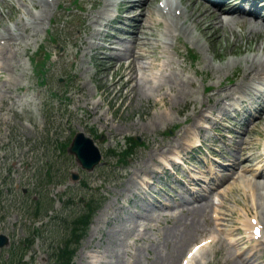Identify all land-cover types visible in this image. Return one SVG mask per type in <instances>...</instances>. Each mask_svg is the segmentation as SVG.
I'll use <instances>...</instances> for the list:
<instances>
[{
    "label": "rangeland",
    "instance_id": "374dc122",
    "mask_svg": "<svg viewBox=\"0 0 264 264\" xmlns=\"http://www.w3.org/2000/svg\"><path fill=\"white\" fill-rule=\"evenodd\" d=\"M191 1L195 3V11L188 12L192 19L198 15L200 6L196 0ZM154 2L158 6L156 0H151L148 4L151 9ZM73 3L74 0H58L52 7L53 14H47L41 25L29 20L26 25L28 31L20 30L17 38L19 45L28 46L12 55L16 73L8 75L12 78L10 83L16 97L12 104L8 99L5 101L0 115V235L8 240L0 248V264H58L56 256L64 249L65 242L71 239L77 224L76 216H81L87 207L97 205L99 208L73 253L72 264H163L164 259L168 262L170 258L175 259L174 264H179L188 251L187 246L203 239L205 235L199 236L211 228L210 218L219 210L216 206V210L210 209V196L216 191H206L203 189L205 185L197 187L208 204V226L198 227V234L194 236L195 232L190 231V217L185 214L186 206L161 210V203L175 205V199L178 200V195L171 191V186L180 190L177 177L189 181L190 176L183 175L184 167H175L174 173L167 172L165 176L157 174L147 195L139 186L132 194H127V180L133 177L136 183L144 170L158 169L153 164V157L156 158L157 154L159 158L157 152L163 150L161 147L165 149L169 140L194 121L193 108L206 105L203 96L225 85L231 87L241 77L242 71L250 72L251 64H258L255 58L264 60V52L259 49L264 43V31L250 33V24L242 23L244 25L240 29L238 21L228 22V26H214L212 17L202 16L192 32V36L201 38L199 43L185 37L187 46H179L176 50L175 46L169 48L177 54L170 53L173 70L179 73V68H184L182 75L192 78L198 87L192 99L183 101L175 98L172 103L165 87L172 88L179 82V76H172L166 85H161V100L159 97L146 98L143 92L139 96V88L135 87L136 83L147 85L139 80L141 74L138 79L127 81V67L119 69L117 62L108 60L99 63L96 69L99 59L88 62L89 58H82L85 47L81 40L76 39L72 46L73 36L64 34L63 23L53 26L58 16L67 15V10L74 7ZM30 5V0H6L4 8L15 20L27 13ZM100 8L101 4L98 10ZM201 19L208 21V27ZM76 21L67 24L72 25L76 36L92 29L90 25L82 27ZM68 31L69 28L65 30ZM89 36L85 32L84 40ZM52 43L64 47V53L55 59L58 60L56 66L51 68L53 62L50 59L46 62V69L39 67L35 75L31 57H35L37 54L34 52L39 49L52 58ZM201 43L203 45L199 46ZM188 49L196 54L194 61L187 55ZM94 64L95 68H92ZM132 67L130 64V69ZM153 68L156 72L160 68L156 61ZM2 79L0 77V85ZM153 85L158 84L153 82ZM198 97L200 100L197 101ZM95 102L99 105L91 110ZM165 113L171 115V121L166 123L162 120L150 132L143 130L142 123L156 114L164 116ZM237 125L241 130L242 125ZM79 131L96 140L102 154L101 163L90 172L81 169L68 153L70 142ZM246 133L245 142L241 145L244 149L238 158L248 157L252 152L256 154L262 148L264 120L255 121ZM100 136L105 137L101 143L97 140ZM232 136L236 139L235 134ZM207 138L212 139L206 142L207 148L216 147L219 152L215 135ZM151 152L154 155H150ZM217 152L216 158L221 163L222 158ZM198 156L200 153L196 158ZM187 160L191 161V157ZM191 162L197 165V159ZM198 169L196 177L206 180L204 169L199 165ZM220 173L226 175L227 180L231 176L229 171ZM73 174H77L78 179L73 180ZM234 182L229 193L222 197L226 191L222 188L219 195L222 217L230 215L234 226H240L244 211H251L264 221V188L260 190L263 196H259L251 191L252 186L247 188L238 179ZM186 198L190 196L187 194ZM193 204L199 206L201 202ZM261 226L264 229V225ZM187 231L190 232L185 235ZM179 241H184L185 246L178 254ZM260 246L264 250V245ZM226 250L230 252L227 263ZM211 251L216 252L213 255ZM204 253L189 264H228L234 257L233 251L220 243Z\"/></svg>",
    "mask_w": 264,
    "mask_h": 264
},
{
    "label": "bare ground",
    "instance_id": "6f19581e",
    "mask_svg": "<svg viewBox=\"0 0 264 264\" xmlns=\"http://www.w3.org/2000/svg\"><path fill=\"white\" fill-rule=\"evenodd\" d=\"M149 1L150 0H143L142 4L130 7V11H131V10H134L135 8H141L142 6H144L146 11H145V13L143 12L142 14L138 13L136 15H131L129 21L136 23V25L133 26V28L135 29V31H134L135 37H134V39H131L132 44L129 47H125V44H123V43L121 44V46H119L120 42L117 41L116 44L119 46V48H116V50L119 51V53H114L113 55L117 56L116 61L120 62V64H125V60L131 59V61H129V60L126 61V64H133L132 69H130V66L127 65V68H126L128 70L127 81L134 80L136 78V74L138 72H140L141 76L139 77V80L141 79L143 82L147 83L146 86L141 85L140 83H136L135 87L139 88V94H138L139 96H141V93L143 92V95H145L146 98L153 97L156 99L157 97L161 96L159 91H161L162 88H161V85H159V84L153 85V82H159L162 78H164V76L169 75V76L164 78L165 79L164 83L167 84L168 80L171 79L172 76L177 75V77L179 76L178 77L179 82L174 83L171 86L172 89L175 90V92L173 94H172V92H170L168 96H170V101L172 103H174L175 98H178L179 100L185 101L187 97L194 95L198 91V87L195 86V83L192 80V78L187 77L185 75H180V74H182V71L180 69H179V72H180L179 74L173 73L171 70L169 71L168 74H163L162 72H163L164 68L170 66L169 63H166V65H163L158 70V72L152 73L150 71V76H147V74H145L148 70L147 68H149L151 66L152 61H150V62L144 61L143 62V59H147L148 57L153 56V54L155 53L156 48H157L155 43L151 42V46H148L147 42H150L152 40L157 42L158 40H161V39H159L160 38L159 35L157 33L154 34L153 33L154 31L151 30V22L149 21V19L150 20H152V19L150 18L151 12L149 11V8H148V2ZM189 5H195V3H191ZM189 5H187V7ZM165 7L166 8L168 7L167 3H165ZM165 7L159 9V12L163 14L164 9H166ZM178 7H179V4H178ZM167 9L169 11H171L172 7H168ZM193 11H195V8H192L191 13H193ZM187 12H188L187 9L183 8V16L178 18V21H184V25L182 27H180L181 31L183 30V28L185 26H186L185 30H187L193 26L196 27L198 25V23L200 22V18L202 16L212 17V19L214 20L213 21L214 26L218 25L219 27H222L223 25L224 26L229 25L228 21H227V23H222L223 20L221 19V14H220V12H218V9L210 10L209 8H207L205 6H202L201 10L197 9L198 15L195 14L194 17H192V19H191V14H189ZM103 14L105 15L106 13L101 12L99 15H103ZM187 20L189 21L190 24H186ZM201 21H205V20L201 19ZM229 21H234V20L230 19ZM16 25L18 28L25 27V22H23L21 20V21L17 22ZM204 25L205 26L209 25L208 21H205ZM263 27H264V24L262 25V28ZM3 29H7V32H9V37H7L4 34H0V42L5 40L4 44L2 46H0V73L8 74L9 71L14 70V66L12 64V60H13L12 55L15 56L17 54V51L20 48H23V47L27 48L28 44H26L25 46H21V45L18 46V44L15 43V41H16V39L14 37L15 33L12 31V29L9 27H4V26H3ZM204 30H206V29H204ZM249 30H250L249 31L250 33H252V32L255 33V32H258L259 30H261V28L258 29L257 25L251 23L249 26ZM177 31L178 30H177V24L176 23L166 26V33L174 34ZM98 34H99V30H96V32H94L92 34V36H97ZM149 36H151V37H149ZM193 38H197V40L199 41L198 37L194 36ZM263 39H264V35H263ZM90 45L91 46H89V47L96 48V47L101 46L102 44L98 43V44H90ZM135 46H137V47H135ZM112 49H114L113 46L110 50H112ZM136 49H137V51H136ZM259 49H261L264 52V43H263V46L262 47L260 46ZM120 51H121V53H120ZM136 60H141V62H139V63L136 62L137 64H141L140 66H138L139 70H137V66L134 65V61H136ZM255 60L258 61V64H251V67L249 68L251 71L250 72L245 71V73L242 76L243 80L244 79L248 80L255 73L261 74L264 72V60H262L260 58H255ZM145 64H148V65H145ZM152 68L153 67L151 66L150 70H152ZM159 72L161 74L156 76ZM13 83H15V82H13ZM11 85H12V83H10L8 80H3L1 82V85H0V115H2V111L4 109V103L7 99L6 97L8 96L7 94L10 93L11 90H14L13 87H11ZM241 86L242 85H240V84H236L235 89H239V88H241ZM229 93H232V92L225 93L223 96L226 97V95ZM218 95H219V93L216 94V97ZM223 96H222V98H223ZM9 98H10V96H9ZM159 98L161 100L163 97H159ZM218 100H219V98H218ZM219 104L221 106L222 103L219 102L218 105ZM98 105H99V103H97V102L93 103V108H91V110H94ZM194 113H196L197 115H200L203 113V110H202V108H199L197 110L195 109ZM98 118H100V117H98ZM162 120L166 123L171 121V115H169V113H165L164 116L160 115V114H156V115L152 116V119L148 120V122L142 123L143 124V130H148L150 132V129H154L155 127H157V125ZM5 122H7V121H5ZM194 127L197 129L199 128V126L197 124H195ZM120 130L122 132V129H120ZM161 149H163V150L157 152L158 155L160 156V158H157V154H156V158L153 157V159L155 160V163L153 162V164L157 167H161L164 164L167 166L168 162L171 165V162H170L171 157H168V154H170L171 152L172 153L177 152V154H178L177 156H178V158H180V155H179L180 151H176L179 149H175L174 151H172V145L169 143H166L165 149L163 146L161 147ZM150 155H154V154L151 152ZM235 155H234V159L231 161V163H227V168L229 167L230 169L236 170V167L239 165L240 160ZM248 159L249 158H246L245 160L249 161ZM142 162L139 165H141ZM177 162H179V160ZM262 167H263V165H259V164H255L253 166V168L256 170H260V169H262ZM154 168L155 167L150 168L147 171L144 170L143 176L141 178H139V181L136 183L134 181V178L130 177L127 180V187H126L127 194H132L133 190L137 186H139L140 184L141 185L146 184V182L148 180H149V182H151V180L155 177L154 175L156 174V170ZM241 172H242V170H241ZM131 175H133V173ZM232 175H233V173H232ZM241 175H239L238 180L243 182V184L246 187L252 186L251 191L253 193H255V195L258 194L260 196V194H261L260 190L264 188V181L262 182V180H260V177L256 180H252L251 178H249L246 175H244V176H243V174H241ZM194 179H196V178H194ZM216 179H218L219 181H226L227 180V178H225V176H216ZM263 179H264V177H263ZM229 184H231V185H229ZM229 184L226 186L225 194L222 195V197L225 196L227 193H229V191L232 187V183H229ZM145 188H146V186H145ZM249 192H250V190H249ZM252 192H250V194L253 196L254 194ZM197 193L198 192L196 191V194ZM261 195L263 196V194H261ZM196 196H197V202H201V205H199V206H195L193 204V201H191V200L189 201V199H181L180 204H179V207H182V208L185 206L187 207V211L185 214L189 215V217H190V221H191L190 226L192 228V230H190V231L195 232L194 236H196L198 234V231H196L198 229V227L203 228L204 226H208V222L206 219V209L208 207L207 201L204 198H202L199 194H197ZM247 196L248 195H246V197ZM221 206H222V201L220 203L219 220L224 219V217H222L223 213L221 211ZM162 207H163V209H161L162 211L164 209L165 210L166 209L173 210L174 208H176V206L171 205L170 203H164L162 205ZM211 208H212V203L210 205V209ZM176 219L180 222L179 218H176ZM204 222H206L207 225ZM194 228H195V230H194ZM190 231H187L185 233V235ZM214 237L217 239V241L220 240L219 234H215ZM183 242L184 241H181V242L179 241V247L176 248L178 254L180 253L182 248L185 246V243H183ZM176 244L177 243H175L174 246H176ZM255 248H256V246L252 247L253 253L248 257V260H251V258H252V260L249 262V264H264V251L262 249H255ZM215 252L216 251L213 252V255L215 254ZM113 256L117 257L116 254H113ZM176 256L177 255H175V257ZM229 260H230V253L227 251V256L225 258V262L229 261ZM174 262H175V259H172V258H170L168 262H166V259L163 260V264H174ZM237 263L238 262L236 261L235 257L231 258V261L228 262V264H237Z\"/></svg>",
    "mask_w": 264,
    "mask_h": 264
},
{
    "label": "water",
    "instance_id": "95a60500",
    "mask_svg": "<svg viewBox=\"0 0 264 264\" xmlns=\"http://www.w3.org/2000/svg\"><path fill=\"white\" fill-rule=\"evenodd\" d=\"M103 138L100 139L102 141ZM69 152L74 154L82 168L91 171L101 160V154L91 138L83 133H77L70 145ZM77 179V176H73ZM7 238L0 235V247L7 244Z\"/></svg>",
    "mask_w": 264,
    "mask_h": 264
},
{
    "label": "trees",
    "instance_id": "16d2710c",
    "mask_svg": "<svg viewBox=\"0 0 264 264\" xmlns=\"http://www.w3.org/2000/svg\"><path fill=\"white\" fill-rule=\"evenodd\" d=\"M97 207L98 206L88 207L84 214L76 218L77 224L72 232L71 239L65 242L64 249H62L60 254L56 256V258L59 260L58 264H71L72 255L74 252L73 247L78 245L79 239L82 237L85 231V226L89 222L93 212Z\"/></svg>",
    "mask_w": 264,
    "mask_h": 264
},
{
    "label": "snow or ice",
    "instance_id": "6c2138e0",
    "mask_svg": "<svg viewBox=\"0 0 264 264\" xmlns=\"http://www.w3.org/2000/svg\"><path fill=\"white\" fill-rule=\"evenodd\" d=\"M256 231H257V233H259V230L258 229Z\"/></svg>",
    "mask_w": 264,
    "mask_h": 264
}]
</instances>
